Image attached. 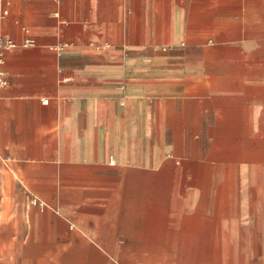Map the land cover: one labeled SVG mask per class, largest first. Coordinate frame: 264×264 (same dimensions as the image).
I'll list each match as a JSON object with an SVG mask.
<instances>
[{"label":"crops","instance_id":"crops-1","mask_svg":"<svg viewBox=\"0 0 264 264\" xmlns=\"http://www.w3.org/2000/svg\"><path fill=\"white\" fill-rule=\"evenodd\" d=\"M23 26L0 264H264V0H0Z\"/></svg>","mask_w":264,"mask_h":264},{"label":"built area","instance_id":"built-area-1","mask_svg":"<svg viewBox=\"0 0 264 264\" xmlns=\"http://www.w3.org/2000/svg\"><path fill=\"white\" fill-rule=\"evenodd\" d=\"M8 13L7 9L3 10V15H6ZM22 30L27 36L22 40L20 43H16L11 39H6L2 44H0V86H5L7 84V80L4 76V71H3V65L5 62V54L7 51L16 48V47H30L34 46L35 42L34 39L31 36H28L29 30L26 26L22 27ZM42 102H46L45 100H42ZM31 205H39V206H44V203L39 201L35 196L31 194H27L25 198V208H29Z\"/></svg>","mask_w":264,"mask_h":264}]
</instances>
